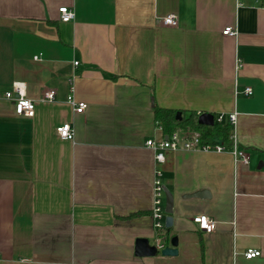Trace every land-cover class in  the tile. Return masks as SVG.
I'll use <instances>...</instances> for the list:
<instances>
[{"label":"crops","instance_id":"0c3cea01","mask_svg":"<svg viewBox=\"0 0 264 264\" xmlns=\"http://www.w3.org/2000/svg\"><path fill=\"white\" fill-rule=\"evenodd\" d=\"M169 14L177 27L160 23ZM15 82L33 118L5 98ZM48 89L54 102L40 100ZM155 106L235 113L232 141L248 162L230 148L167 151L158 167L178 254L138 257L139 238L171 245L152 215L146 142L165 136ZM64 123L74 140L58 136ZM252 249L261 256L248 260ZM0 264H264V1L0 0Z\"/></svg>","mask_w":264,"mask_h":264},{"label":"built area","instance_id":"2783aa9c","mask_svg":"<svg viewBox=\"0 0 264 264\" xmlns=\"http://www.w3.org/2000/svg\"><path fill=\"white\" fill-rule=\"evenodd\" d=\"M60 20L62 22H71L75 18V11L73 8L61 7L59 9ZM160 23L163 26L177 27L179 20L176 14H169L160 19ZM224 35L236 37L238 32L233 27H226L223 31ZM78 65V62H75ZM26 84L22 82H15L9 91L5 93V98L12 101L14 104L15 112L19 116L33 118L35 115L36 102L27 96ZM73 91V88H72ZM247 94H252L250 88L246 89ZM56 99V92L54 90H45L40 100L43 102H54ZM67 103L71 106L72 110L76 114H83L88 105L85 102H78L73 95H69ZM199 116L201 114H198ZM229 123L236 125L237 115L235 113L225 116L220 114L215 117V123ZM159 129L163 131L162 126L159 124ZM57 134L62 140H74L75 129L70 123H64L57 127ZM235 143V142H234ZM146 146L155 152V162L157 168H155V176L153 182V207L152 215L154 219V227L157 231L165 229V190L163 183V172L159 168L166 160L167 151H200V152H224L227 148L223 144H211L205 143L202 140L200 132L178 129L167 137L160 140L148 139ZM230 152L237 158H241L245 163L248 162V156L237 149L236 144H233L230 148ZM193 222L198 226L201 231L206 233H213L216 230V221L207 215H197L193 217ZM158 250H162L163 246H157ZM261 256L259 250H248L245 253V257L250 260Z\"/></svg>","mask_w":264,"mask_h":264},{"label":"trees","instance_id":"16d2710c","mask_svg":"<svg viewBox=\"0 0 264 264\" xmlns=\"http://www.w3.org/2000/svg\"><path fill=\"white\" fill-rule=\"evenodd\" d=\"M178 112L182 115L180 119H177ZM154 114L155 121L162 125L164 137L169 136L178 129H184L200 132L205 143L223 144L226 148H232L233 146L232 126L229 123L216 122L213 126L200 125L198 123L199 115L195 112L162 109L158 106H155ZM170 231L171 228H165L164 231L158 233V237L164 239L166 244H170L175 237Z\"/></svg>","mask_w":264,"mask_h":264},{"label":"water","instance_id":"95a60500","mask_svg":"<svg viewBox=\"0 0 264 264\" xmlns=\"http://www.w3.org/2000/svg\"><path fill=\"white\" fill-rule=\"evenodd\" d=\"M182 117L181 113H177V119ZM198 123L200 125L213 126L215 124V117L211 113H203L198 118ZM165 190V212L167 214L165 219V227L171 228L173 226V205L174 197L167 187ZM171 245L164 247L160 252L156 245H151L149 240L146 238H139L135 245V254L138 257H152L160 253L163 256H176L178 254L177 238L172 239Z\"/></svg>","mask_w":264,"mask_h":264}]
</instances>
